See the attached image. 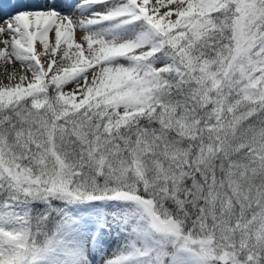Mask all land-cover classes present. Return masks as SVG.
<instances>
[{
  "label": "snow or ice",
  "instance_id": "6c2138e0",
  "mask_svg": "<svg viewBox=\"0 0 264 264\" xmlns=\"http://www.w3.org/2000/svg\"><path fill=\"white\" fill-rule=\"evenodd\" d=\"M0 76V264H264V0H18Z\"/></svg>",
  "mask_w": 264,
  "mask_h": 264
},
{
  "label": "bare ground",
  "instance_id": "6f19581e",
  "mask_svg": "<svg viewBox=\"0 0 264 264\" xmlns=\"http://www.w3.org/2000/svg\"><path fill=\"white\" fill-rule=\"evenodd\" d=\"M18 3V0H0V15L4 12H10L11 7ZM50 40L54 43V37H50ZM4 77L0 76V80H3Z\"/></svg>",
  "mask_w": 264,
  "mask_h": 264
}]
</instances>
